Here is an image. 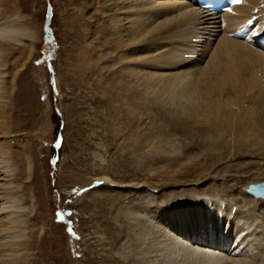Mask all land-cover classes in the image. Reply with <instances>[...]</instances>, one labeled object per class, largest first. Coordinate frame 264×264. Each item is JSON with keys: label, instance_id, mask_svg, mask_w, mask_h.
Returning a JSON list of instances; mask_svg holds the SVG:
<instances>
[{"label": "bare ground", "instance_id": "1", "mask_svg": "<svg viewBox=\"0 0 264 264\" xmlns=\"http://www.w3.org/2000/svg\"><path fill=\"white\" fill-rule=\"evenodd\" d=\"M68 2L61 17L69 30L76 2ZM82 6L79 45L65 48L67 72L105 107L99 123L112 156L81 189L118 192L92 199L109 215L96 227L111 246L101 264H264V199L248 192L264 183V0H239L220 15L197 0ZM42 40L20 0H0V264H32L45 234L34 218L35 161L12 139L18 79ZM54 41L44 42L46 55ZM44 72L46 105L54 110ZM63 108L54 111L71 119L75 107ZM53 130L47 123L40 132ZM234 159L233 172L231 164L219 171Z\"/></svg>", "mask_w": 264, "mask_h": 264}, {"label": "rangeland", "instance_id": "2", "mask_svg": "<svg viewBox=\"0 0 264 264\" xmlns=\"http://www.w3.org/2000/svg\"><path fill=\"white\" fill-rule=\"evenodd\" d=\"M66 1L68 2V0H20L24 15L39 26L43 33V40L38 46L35 61L27 64L18 79L15 99L16 118L14 119L15 128L12 139L18 146L27 145L35 161L36 174H34L32 181V188L34 189L32 192L33 200L38 208L34 213V218L36 224L44 225L45 234L32 264H101L110 254L111 249L109 247L111 246L108 245L109 239L103 241L105 235L96 232L97 228L107 221L109 215L106 214L105 210H102V207L97 208V204L95 205L93 200L103 198L110 192L111 194L114 193L113 195H118V192H115L113 187H110L109 190L103 187L99 191L91 188V186L81 189L90 179H94L93 174L109 165L112 147L111 141L105 139L106 128L99 123V121L104 120L102 118L105 117V107L97 106L96 98L87 89L84 80L77 78L72 71L67 72L65 48L66 46L79 45L76 39L82 34V31L79 30L82 22H78L76 16H78L79 11L85 9L82 6L83 0H74L76 4L69 8L68 30L64 26L63 17H61ZM49 6L53 13L50 26L54 35V45L56 44L54 46L55 57L52 60L45 58L47 54L45 48L49 45L44 46L45 23ZM85 27L87 26L84 25ZM67 32H69V37L66 41ZM42 64L45 66L43 65L44 69L40 70L39 67ZM44 70L47 75L46 84L49 92L52 89L49 98L54 102V110L59 112L63 111L64 106L68 108L71 105L74 106L75 113H72L71 119H69L66 111L64 112L66 115L61 112L58 116L54 110L46 105L43 92ZM60 100L63 101V105H61ZM63 122L68 125L67 127L64 126L67 142L61 150L62 142L65 141L64 135L61 138L63 131L60 129ZM47 123H52L54 136L41 134V128ZM181 140L177 144L183 145L184 140ZM1 141L2 138L0 137ZM185 143L187 142L185 141ZM109 148V151L105 150ZM196 150L194 149L193 154L198 152ZM234 160L219 166V171L231 164L232 167L229 169L233 172L232 168L237 163ZM247 161L252 162V159ZM123 170L133 174L128 168L124 167ZM209 179L207 177L202 181ZM242 179H245V175L242 176ZM5 181V173L0 170V184ZM236 188H238L237 185ZM129 191L131 190H127L124 194H129ZM135 193L136 190L130 195L134 196ZM150 195L149 193L145 194L146 199H150ZM66 211L72 212L67 219L63 216ZM68 220L73 222L72 228L69 227ZM74 235L77 236L79 243L76 248L72 245V236ZM253 253L256 255L257 252L254 250ZM70 256H74L73 258H76L77 261H72Z\"/></svg>", "mask_w": 264, "mask_h": 264}, {"label": "water", "instance_id": "3", "mask_svg": "<svg viewBox=\"0 0 264 264\" xmlns=\"http://www.w3.org/2000/svg\"><path fill=\"white\" fill-rule=\"evenodd\" d=\"M52 8L49 6L48 8V14H47V19L45 23V43H53V31L52 28L50 27L51 24V19H52ZM55 48H53V51L48 53V55L45 56L48 60H52L54 58V52ZM248 192L253 195L256 198L264 199V183H259V184H253L250 185L248 188ZM72 212L71 211H66L63 213V216L65 219H67L69 216H71ZM68 225L70 228L73 226V222L68 220L67 221Z\"/></svg>", "mask_w": 264, "mask_h": 264}, {"label": "snow or ice", "instance_id": "4", "mask_svg": "<svg viewBox=\"0 0 264 264\" xmlns=\"http://www.w3.org/2000/svg\"><path fill=\"white\" fill-rule=\"evenodd\" d=\"M233 2H239V0H233Z\"/></svg>", "mask_w": 264, "mask_h": 264}]
</instances>
